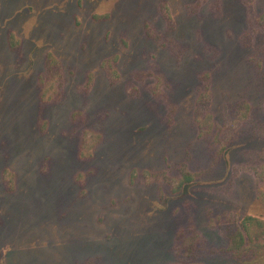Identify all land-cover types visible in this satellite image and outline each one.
Here are the masks:
<instances>
[{"label":"rangeland","instance_id":"374dc122","mask_svg":"<svg viewBox=\"0 0 264 264\" xmlns=\"http://www.w3.org/2000/svg\"><path fill=\"white\" fill-rule=\"evenodd\" d=\"M0 264H264V0H0Z\"/></svg>","mask_w":264,"mask_h":264}]
</instances>
